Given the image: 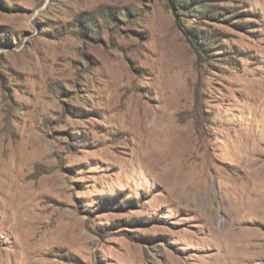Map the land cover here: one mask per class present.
<instances>
[{
	"label": "rangeland",
	"instance_id": "374dc122",
	"mask_svg": "<svg viewBox=\"0 0 264 264\" xmlns=\"http://www.w3.org/2000/svg\"><path fill=\"white\" fill-rule=\"evenodd\" d=\"M0 264H264V0H0Z\"/></svg>",
	"mask_w": 264,
	"mask_h": 264
}]
</instances>
